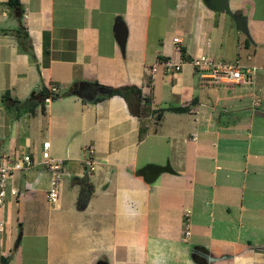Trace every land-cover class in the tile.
Returning a JSON list of instances; mask_svg holds the SVG:
<instances>
[{
  "label": "crops",
  "instance_id": "crops-1",
  "mask_svg": "<svg viewBox=\"0 0 264 264\" xmlns=\"http://www.w3.org/2000/svg\"><path fill=\"white\" fill-rule=\"evenodd\" d=\"M7 1L0 0V96L8 94L0 99V158L28 153L37 162L47 141L66 175L53 204L45 168L13 174L17 195L7 192L0 206L6 264H264V116L255 114L264 112V0H226L245 16L249 38L205 0ZM117 17L125 59L113 37ZM197 54L256 66L253 83L215 85L189 63L177 72L161 63ZM51 84L55 98L16 110L12 99ZM84 84L137 86L146 115L130 113L116 94L78 96ZM169 105L188 110H164L155 122L152 111ZM84 147L92 171L81 161ZM165 161L173 173L152 183L136 174Z\"/></svg>",
  "mask_w": 264,
  "mask_h": 264
},
{
  "label": "built area",
  "instance_id": "built-area-1",
  "mask_svg": "<svg viewBox=\"0 0 264 264\" xmlns=\"http://www.w3.org/2000/svg\"><path fill=\"white\" fill-rule=\"evenodd\" d=\"M172 43L174 44V49L180 52L178 47L179 39L173 37ZM161 63L167 71L171 72H177L184 63H189L202 79L215 85H250L253 83L256 72V66L254 65L245 66L240 64L238 60L213 59L208 54H197L187 60L181 57L177 61L164 60ZM149 71H155V64L150 67ZM47 91L48 95L43 98V102H48L51 96L58 92L57 87L53 84L48 86ZM253 105H256V102H253ZM190 139L194 140L195 135L192 134ZM48 147L49 143L43 141L37 162H34L28 153H23L18 156H3L0 158V206L4 204L7 192L12 196L17 195L16 188L9 184L13 174L21 170H27L36 164H39L49 172L47 199L51 203L57 204L62 179L66 175V172L64 171L62 160L51 156L48 152ZM82 153L81 161L83 165L88 171H92L94 169V159L91 151L84 147ZM2 227L3 224L0 222V231ZM187 234L188 231L186 230L184 236Z\"/></svg>",
  "mask_w": 264,
  "mask_h": 264
},
{
  "label": "water",
  "instance_id": "water-1",
  "mask_svg": "<svg viewBox=\"0 0 264 264\" xmlns=\"http://www.w3.org/2000/svg\"><path fill=\"white\" fill-rule=\"evenodd\" d=\"M205 2L209 8L228 14L231 17L235 28L241 33H243L247 38H249V33L246 27L245 16L232 14L227 9L226 0H205ZM112 31H113V37L120 49V52H123L126 30L124 24L122 23L121 20H119L118 17L115 18L114 24L112 25ZM96 91L99 92L100 94H107L109 93L110 89L109 87L96 86L95 84H84L79 90L78 89L76 90V94L85 99H92ZM255 114L259 116H264V112L262 111H255ZM162 172L173 173V170L170 164L168 163V161H165L164 164L146 163L136 170V174L140 176L142 180L146 183H152L157 178V176ZM81 180L85 182L87 180V176L83 175ZM87 188L88 185L86 184L82 187V189L78 193L77 206H76L78 209H82L86 204L88 198ZM17 242H18V237L13 247L17 245ZM192 252L203 258H208L207 254L200 250L194 249L192 250Z\"/></svg>",
  "mask_w": 264,
  "mask_h": 264
},
{
  "label": "trees",
  "instance_id": "trees-1",
  "mask_svg": "<svg viewBox=\"0 0 264 264\" xmlns=\"http://www.w3.org/2000/svg\"><path fill=\"white\" fill-rule=\"evenodd\" d=\"M7 4L9 6H13L16 7L17 6V0H8ZM16 34L19 33V29H15ZM21 37L22 39H26V34H18V37ZM28 46V45H27ZM110 91L107 94H103V95H112V94H116L121 96L124 101L127 104V107L130 111V113H132L133 115L139 117L140 119L142 118V116H145L146 113L144 111V103H146L148 101L147 98H142L140 95V89L137 86L134 85H120V86H116V87H109ZM48 95V91L45 87H41L39 90L37 91H32L28 97L22 101H18V100H11L14 103V106L16 107V110L19 109H23L26 110L28 112H32L33 108L36 105H40L43 103V98L45 96ZM57 96V94L52 95V98H55ZM8 98V94L7 92H3L0 96V99L2 102L6 101ZM95 98V97H94ZM92 99V101L97 100L98 98L96 97L95 99ZM164 110H168L171 112H185L188 110V106L187 105H183V106H166L164 108H161L159 110H153V119L155 122L159 121L160 117H161V113ZM146 122H143L141 120L140 126H139V132L138 135L139 137H143L144 134L147 131V126L144 125ZM6 259L4 257H0V264H6Z\"/></svg>",
  "mask_w": 264,
  "mask_h": 264
},
{
  "label": "rangeland",
  "instance_id": "rangeland-1",
  "mask_svg": "<svg viewBox=\"0 0 264 264\" xmlns=\"http://www.w3.org/2000/svg\"><path fill=\"white\" fill-rule=\"evenodd\" d=\"M123 18L127 19L126 16H123ZM125 58H126V52H125V49H124L123 59H125ZM214 59H215V58H214ZM222 60H223V59H222ZM14 228H15V233H13V236H14V238H13V244H14L16 238L18 237V235L20 234L19 227H18L17 225H15V223H14ZM25 237H26V236H24V237L22 238V242L25 240Z\"/></svg>",
  "mask_w": 264,
  "mask_h": 264
},
{
  "label": "flooded vegetation",
  "instance_id": "flooded-vegetation-1",
  "mask_svg": "<svg viewBox=\"0 0 264 264\" xmlns=\"http://www.w3.org/2000/svg\"><path fill=\"white\" fill-rule=\"evenodd\" d=\"M98 264H101V263H98Z\"/></svg>",
  "mask_w": 264,
  "mask_h": 264
}]
</instances>
